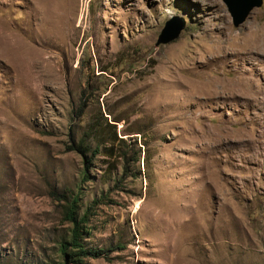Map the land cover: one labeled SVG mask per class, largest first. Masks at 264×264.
I'll return each instance as SVG.
<instances>
[{
	"label": "rangeland",
	"instance_id": "1",
	"mask_svg": "<svg viewBox=\"0 0 264 264\" xmlns=\"http://www.w3.org/2000/svg\"><path fill=\"white\" fill-rule=\"evenodd\" d=\"M261 2L0 0V264H264Z\"/></svg>",
	"mask_w": 264,
	"mask_h": 264
},
{
	"label": "trees",
	"instance_id": "2",
	"mask_svg": "<svg viewBox=\"0 0 264 264\" xmlns=\"http://www.w3.org/2000/svg\"><path fill=\"white\" fill-rule=\"evenodd\" d=\"M114 129H116V125ZM117 143H125V139L119 138L117 132L113 133V139H112V144ZM84 144L79 145V150L81 153H85V148ZM74 150V148H71ZM110 149V148H108ZM114 156V154H111ZM78 199L75 198L72 202V206L67 212L68 215V220L73 224V229H72V237L71 241L68 242L69 246H64L63 252L65 255V258L67 261H71L74 264H83L86 258H98L101 257L105 254V251L103 250H90L85 248L83 245V234H84V226L87 222V216L85 215L82 218H78L76 215V207H77V201ZM70 250V251H69Z\"/></svg>",
	"mask_w": 264,
	"mask_h": 264
},
{
	"label": "water",
	"instance_id": "3",
	"mask_svg": "<svg viewBox=\"0 0 264 264\" xmlns=\"http://www.w3.org/2000/svg\"><path fill=\"white\" fill-rule=\"evenodd\" d=\"M228 10L232 16L235 27L244 24L251 11L254 8L262 6L261 0H224ZM187 25L184 17H173L168 22L161 32L157 41V46L166 45L176 40Z\"/></svg>",
	"mask_w": 264,
	"mask_h": 264
},
{
	"label": "bare ground",
	"instance_id": "4",
	"mask_svg": "<svg viewBox=\"0 0 264 264\" xmlns=\"http://www.w3.org/2000/svg\"><path fill=\"white\" fill-rule=\"evenodd\" d=\"M256 48V47H255ZM219 88H223V89H226V88H229V84L225 83V82H222V84L218 87V90ZM231 91V89L229 88V92ZM220 92V91H219ZM242 96V95H241Z\"/></svg>",
	"mask_w": 264,
	"mask_h": 264
}]
</instances>
